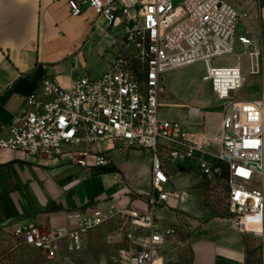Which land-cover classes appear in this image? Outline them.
Returning <instances> with one entry per match:
<instances>
[{
  "label": "built area",
  "instance_id": "2783aa9c",
  "mask_svg": "<svg viewBox=\"0 0 264 264\" xmlns=\"http://www.w3.org/2000/svg\"><path fill=\"white\" fill-rule=\"evenodd\" d=\"M69 5L74 16L88 6L109 25L121 20L137 53L118 58L101 77L83 75L69 87L45 76L28 96L22 115L0 135V150L89 169L110 166L113 153L148 151V212H131L132 225L147 234L128 264H154L163 245L176 235L174 226L160 224L157 213L177 196L168 186L171 175L184 168L206 176L212 188L225 181L227 216L237 221L241 232H261L257 225L264 216V104L238 98L245 83L240 67H216L212 60L246 55L252 73H258L256 67L264 59V26L258 38L240 32L250 14L224 0H70ZM197 63L205 65L203 79L225 103L213 137L160 115L166 72ZM216 194L212 192L211 199ZM113 211L73 212L78 224L64 234H42L31 225L16 233L51 254L64 236L80 249L84 234L114 217Z\"/></svg>",
  "mask_w": 264,
  "mask_h": 264
},
{
  "label": "crops",
  "instance_id": "0c3cea01",
  "mask_svg": "<svg viewBox=\"0 0 264 264\" xmlns=\"http://www.w3.org/2000/svg\"><path fill=\"white\" fill-rule=\"evenodd\" d=\"M69 1L0 0V135L22 115L28 96L45 76L57 78L65 87L83 75L99 78L129 42L121 20L109 25L88 6L74 16ZM224 1L249 12L239 31L260 37L264 0ZM237 59L233 66L240 67L245 78L242 89L255 91L249 99L264 104V59L255 74L248 56ZM201 99L205 106L210 102L207 95ZM163 103L162 95L160 115L162 108L171 106L173 113L168 119L180 121L189 130L204 131L209 137L217 134L224 110L218 113L215 129L207 132L205 110L192 105L187 109L179 100ZM130 152L113 153L110 166L89 169L46 156L0 150V238L27 225L44 234H64L77 226L72 217L77 211L113 209L114 217L125 211L148 212L150 153ZM197 179L209 182L206 176L186 168L171 175L168 188L178 197L173 196L170 205L158 210L157 218L171 223L177 233L163 245L154 264L172 263L184 241L190 249V264H264V216L257 225L261 232H241L237 221L219 212L208 199L203 184L197 192L191 191Z\"/></svg>",
  "mask_w": 264,
  "mask_h": 264
},
{
  "label": "rangeland",
  "instance_id": "374dc122",
  "mask_svg": "<svg viewBox=\"0 0 264 264\" xmlns=\"http://www.w3.org/2000/svg\"><path fill=\"white\" fill-rule=\"evenodd\" d=\"M238 61L237 56H222L214 58L212 65L231 67ZM194 65L166 72L168 75L163 79V104L168 105L172 101L179 100L183 105H186L187 109L192 105V107H200L201 112L205 110V131L209 132V130L215 129L218 113L224 110L225 103L219 100L214 93L212 83L202 78L206 74V67ZM205 95L210 101L207 106L201 101ZM253 95H255V91L247 88L238 93V98L249 99ZM172 109L171 106L162 108L161 117L171 118ZM175 109L183 110L179 107ZM212 147L215 151L218 149L215 143L212 144ZM130 153L129 151L128 154ZM128 154L125 156L127 157ZM212 179L214 178L212 177ZM195 184V188L191 191L197 192L203 184V192H207L208 199H211L212 192H217V196L215 195V199L212 200L217 205V210L227 215L223 198L227 190L225 181L220 180L215 188H212L206 179H197ZM132 219L131 213L126 211L108 219L103 225L84 234L80 249L74 246L69 237H61L59 238V249L55 254L27 243L24 235H19L16 232L5 233L0 238V264H128L129 257L141 247L140 239L147 234L143 228L133 226ZM158 220L162 226H173L165 220L159 218ZM131 233L133 237H130ZM189 259L190 249L188 242L184 241L180 245L179 251H175L170 264H190L188 263Z\"/></svg>",
  "mask_w": 264,
  "mask_h": 264
},
{
  "label": "water",
  "instance_id": "95a60500",
  "mask_svg": "<svg viewBox=\"0 0 264 264\" xmlns=\"http://www.w3.org/2000/svg\"><path fill=\"white\" fill-rule=\"evenodd\" d=\"M135 53H137V47L133 41H129V43L123 48L120 58L123 59L125 55Z\"/></svg>",
  "mask_w": 264,
  "mask_h": 264
}]
</instances>
